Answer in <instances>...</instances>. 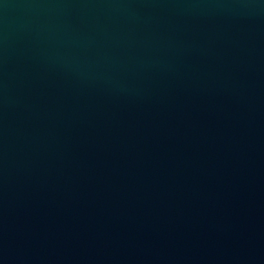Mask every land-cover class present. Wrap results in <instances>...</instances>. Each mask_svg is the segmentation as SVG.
Segmentation results:
<instances>
[{
  "label": "water",
  "instance_id": "1",
  "mask_svg": "<svg viewBox=\"0 0 264 264\" xmlns=\"http://www.w3.org/2000/svg\"><path fill=\"white\" fill-rule=\"evenodd\" d=\"M0 264H264V0H0Z\"/></svg>",
  "mask_w": 264,
  "mask_h": 264
}]
</instances>
